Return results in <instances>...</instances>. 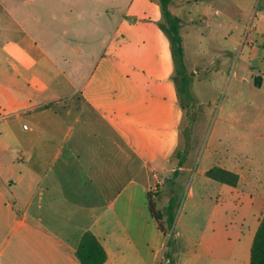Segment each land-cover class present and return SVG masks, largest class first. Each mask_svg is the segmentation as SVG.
<instances>
[{
    "label": "crops",
    "instance_id": "0c3cea01",
    "mask_svg": "<svg viewBox=\"0 0 264 264\" xmlns=\"http://www.w3.org/2000/svg\"><path fill=\"white\" fill-rule=\"evenodd\" d=\"M203 1L169 4L181 21L184 61L192 31L187 8L193 4L207 18ZM56 2L52 29L62 32L50 42L63 65L35 32L21 30L15 51H0V120L22 124V132L8 125L0 132V264H79L74 254L86 231L105 248L104 264H151L134 261L136 242L108 222L127 218L139 190L149 210L148 194L170 178L160 174L177 170L186 114L160 0ZM188 61L191 69L201 66ZM217 162L200 175L220 167L237 174L238 183L200 182L213 189L199 194L192 210L197 219L206 214L204 227L174 232L169 264H250L264 194L239 159ZM191 170L187 164L178 174Z\"/></svg>",
    "mask_w": 264,
    "mask_h": 264
},
{
    "label": "rangeland",
    "instance_id": "374dc122",
    "mask_svg": "<svg viewBox=\"0 0 264 264\" xmlns=\"http://www.w3.org/2000/svg\"><path fill=\"white\" fill-rule=\"evenodd\" d=\"M56 1L0 0V51L7 47L15 51L17 41L22 37L21 30L35 32L42 42H46L47 52L50 50L51 55H55L63 65L60 54L52 52L55 47L51 48L54 43L50 42L55 31L62 32V29H52L56 20L52 8L58 6ZM174 1L181 4L186 0ZM192 5L187 8L191 19L188 26L192 31L188 36L189 57L184 61L190 81L189 92L194 98L189 109L191 116L196 118L186 163L192 170L180 175L160 174L170 178L152 191L156 210L162 213L169 198H175L173 227L166 235L159 230L158 222L150 214L146 197L140 190L136 194L135 205L126 209L127 218L121 224L108 222L113 232H120L123 227L127 230L139 251L131 255L139 263L141 258H145L151 264H169L166 261L173 251L174 232L186 230L192 223L204 227L206 214L201 213L197 219L192 210L200 200L199 194L213 189L200 184L207 178L200 175V171L218 165L219 156L236 157L243 162L254 177L255 189L264 194V0H204L202 6L207 18H199ZM4 28L8 31L9 44L2 39ZM225 37L229 39L225 40ZM220 50H225L228 55L219 54L217 57ZM212 56L217 58L211 61ZM191 58L199 60L201 66L191 69L190 62H187ZM260 78L263 83L258 86L256 80ZM23 123L31 125L27 118ZM186 124L187 116L185 127ZM6 125L17 131L22 128L21 123L18 127L16 121L9 118L6 122L0 120V132ZM209 152L216 158H207ZM150 177L151 186H154L155 178L151 174ZM213 184L219 183L214 181ZM192 190L194 196H191ZM118 207L115 205L116 210Z\"/></svg>",
    "mask_w": 264,
    "mask_h": 264
},
{
    "label": "trees",
    "instance_id": "16d2710c",
    "mask_svg": "<svg viewBox=\"0 0 264 264\" xmlns=\"http://www.w3.org/2000/svg\"><path fill=\"white\" fill-rule=\"evenodd\" d=\"M171 0H160L162 9V16L164 19V30L166 31L172 47L176 67V84L178 99L184 110L186 111L187 124L183 131L182 147H179L177 158V170L174 172L178 175L179 169L184 167L190 155L192 146V135L195 132L194 119L190 113V105L194 102V98L189 92V78L186 74V67L184 63V51L182 38L180 35L181 21L174 16L169 10ZM256 84L260 86V79L256 80ZM206 176L212 180L218 181L230 186H236L238 183V175L222 169L220 167H213L206 172ZM153 194H148V207L152 217L158 222L159 230L166 235L172 229L175 221V198H170L164 213L156 210V202L153 199ZM166 225V227H165ZM74 257L79 264H104L108 258L107 252L98 238L91 232L86 231L79 242L78 248ZM250 264H264V216L255 234L253 244L251 247Z\"/></svg>",
    "mask_w": 264,
    "mask_h": 264
}]
</instances>
